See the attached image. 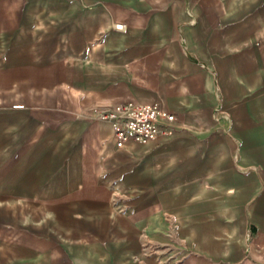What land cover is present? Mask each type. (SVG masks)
I'll return each mask as SVG.
<instances>
[{
	"label": "crops",
	"instance_id": "1",
	"mask_svg": "<svg viewBox=\"0 0 264 264\" xmlns=\"http://www.w3.org/2000/svg\"><path fill=\"white\" fill-rule=\"evenodd\" d=\"M127 102L171 134L116 149ZM249 224L255 258L264 0H0V264H251Z\"/></svg>",
	"mask_w": 264,
	"mask_h": 264
},
{
	"label": "built area",
	"instance_id": "2",
	"mask_svg": "<svg viewBox=\"0 0 264 264\" xmlns=\"http://www.w3.org/2000/svg\"><path fill=\"white\" fill-rule=\"evenodd\" d=\"M98 119L108 123L116 149L128 143L145 145L171 134L174 116L163 112L157 103H119L101 113Z\"/></svg>",
	"mask_w": 264,
	"mask_h": 264
},
{
	"label": "water",
	"instance_id": "3",
	"mask_svg": "<svg viewBox=\"0 0 264 264\" xmlns=\"http://www.w3.org/2000/svg\"><path fill=\"white\" fill-rule=\"evenodd\" d=\"M256 239V228L254 225L249 224L245 234V256L251 261V264H264V254H258L255 258L250 256L251 245Z\"/></svg>",
	"mask_w": 264,
	"mask_h": 264
},
{
	"label": "rangeland",
	"instance_id": "4",
	"mask_svg": "<svg viewBox=\"0 0 264 264\" xmlns=\"http://www.w3.org/2000/svg\"><path fill=\"white\" fill-rule=\"evenodd\" d=\"M259 54H261V55H262V53H259ZM226 88H227V86L225 85V89H226ZM229 130H230V123H227V124H226V128H225V131H224V132H225V133H228V132H230Z\"/></svg>",
	"mask_w": 264,
	"mask_h": 264
}]
</instances>
